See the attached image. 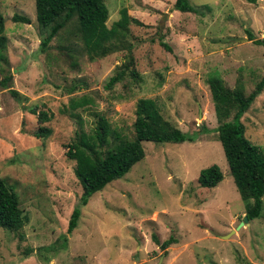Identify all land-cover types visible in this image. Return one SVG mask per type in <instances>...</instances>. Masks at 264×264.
<instances>
[{
  "label": "rangeland",
  "instance_id": "obj_1",
  "mask_svg": "<svg viewBox=\"0 0 264 264\" xmlns=\"http://www.w3.org/2000/svg\"><path fill=\"white\" fill-rule=\"evenodd\" d=\"M174 1L105 0L108 26L122 7L142 24H129L118 51L89 60L70 26L41 52L34 0H0L12 74L8 87L0 86V176L16 192L26 217L22 241L0 227V264H264V217L236 229L246 201L217 137L206 80L213 73L230 88L241 83L245 93L253 89L264 73V0H189L197 13L174 9ZM13 14L30 22H15ZM130 57L139 79L128 71L108 89L110 76ZM9 89L26 100L17 101ZM82 95L92 100L77 110L85 129L102 114L130 131L136 100L152 98L167 120L195 138L144 141V157L89 198L61 246L82 187L74 161L65 155L77 125L59 109ZM25 105L52 114L44 123L52 129L48 137L32 134L38 122ZM240 122L245 136L264 152V90ZM212 164L219 166L222 179L202 187L199 171ZM153 234L160 242L171 235L177 242L164 254ZM27 248L33 251L26 256Z\"/></svg>",
  "mask_w": 264,
  "mask_h": 264
},
{
  "label": "trees",
  "instance_id": "obj_2",
  "mask_svg": "<svg viewBox=\"0 0 264 264\" xmlns=\"http://www.w3.org/2000/svg\"><path fill=\"white\" fill-rule=\"evenodd\" d=\"M255 2V0H247ZM36 20L42 31L39 50L46 52L51 40L59 32L70 26V31L81 41L82 48L89 60L105 57L119 50L120 43L126 38V32L131 22L141 25L136 17L128 14V9L122 7L120 17L106 24L109 10L105 0H34ZM207 9L208 7L205 6ZM173 8L181 12H198L189 0H175ZM209 10V9H208ZM15 22L29 23L28 16L13 14ZM249 39L253 34L248 31ZM8 37L5 32L4 17L0 14V86L8 87L12 80L9 73L7 55ZM262 43V39H254ZM168 49L167 44L160 43ZM130 50V45H123ZM129 56H132L129 53ZM133 59L130 57L106 83L111 89L128 71L133 79H139L135 71ZM215 117L218 122L217 137L222 146L233 182L240 197L246 201L245 214L248 221L264 217V152L254 145L244 134L241 116L248 110L256 97L264 90V73L254 84L249 93H245L241 83L230 88L217 74L207 76ZM77 85H73L72 89ZM10 94L19 102H24L26 96L15 89H9ZM92 103L90 97L82 95L70 98L67 106L59 109L75 120L77 129L66 146L65 155L74 161L73 172L78 179L82 192L77 204L73 207L67 223L66 233L60 236L61 246H65L68 235L77 227L81 208L89 198L102 190L108 183L123 177L131 167L140 161L144 155L142 143L194 141V136L188 135L167 120L156 101L152 98H139L134 109L132 129L125 131L113 125L102 114H97L94 125L85 129V121L77 110ZM23 108L36 116L38 127L32 133L37 138L48 137L52 129L44 125L52 114L37 105H25ZM231 118V119H229ZM222 179V172L217 164H212L199 171L197 182L202 187L212 188ZM26 222L19 207V198L14 189L0 176V227L17 234L19 240L24 239L21 232ZM152 240L167 252L166 248L177 242L174 236H169L162 242L153 234ZM54 249V246L45 247ZM33 250L27 248L26 256Z\"/></svg>",
  "mask_w": 264,
  "mask_h": 264
},
{
  "label": "water",
  "instance_id": "obj_3",
  "mask_svg": "<svg viewBox=\"0 0 264 264\" xmlns=\"http://www.w3.org/2000/svg\"><path fill=\"white\" fill-rule=\"evenodd\" d=\"M249 223H248V218H247V216H246V214L244 215V217H243V220L238 224V226L236 227V229H238L239 227H241V226H243V225H248ZM235 230V229H234ZM234 230H232V231H234Z\"/></svg>",
  "mask_w": 264,
  "mask_h": 264
}]
</instances>
